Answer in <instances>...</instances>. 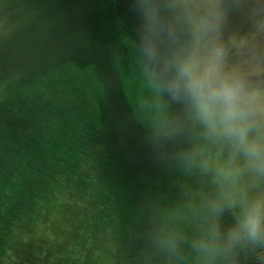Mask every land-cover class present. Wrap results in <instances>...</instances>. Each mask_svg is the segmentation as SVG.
I'll list each match as a JSON object with an SVG mask.
<instances>
[{
    "label": "trees",
    "instance_id": "trees-1",
    "mask_svg": "<svg viewBox=\"0 0 264 264\" xmlns=\"http://www.w3.org/2000/svg\"><path fill=\"white\" fill-rule=\"evenodd\" d=\"M141 2L22 0L59 44L31 40L32 55L5 77L0 94V264L52 260L43 243L15 238L20 224L49 212L57 192H70L84 208L91 242L49 264H264V250L246 241L229 248L220 240L208 252L193 247L213 224L223 237L242 207H229L208 174L197 190L205 135L183 103L162 91L165 120L154 126L135 106L121 56L136 50L155 85L153 73L159 77L165 61L183 54L193 34L172 0H150L163 26L160 59L150 62L141 51ZM216 201L224 206L219 215Z\"/></svg>",
    "mask_w": 264,
    "mask_h": 264
},
{
    "label": "rangeland",
    "instance_id": "rangeland-1",
    "mask_svg": "<svg viewBox=\"0 0 264 264\" xmlns=\"http://www.w3.org/2000/svg\"><path fill=\"white\" fill-rule=\"evenodd\" d=\"M172 2L180 10L185 24L193 30V34L188 37L187 43L185 42L183 54L192 47L197 25L207 22L212 26V30L201 34V53L206 51L209 42L221 45L225 53L226 69L236 72L246 82L250 91L259 93L253 105L257 127L250 135L264 143V0ZM16 3L19 7L15 9ZM28 8L26 3L23 5L22 0H10L7 6L0 5V94L3 85L7 83L5 77H9V81L16 76L13 73L22 67L20 60L24 55H32V48L35 46H31V40L33 44H59L57 38L50 41L51 36L38 27L37 15L27 14ZM33 31H37L36 34H33ZM135 54L138 57L121 56V69L130 72V75L126 73L125 82L131 95L135 97L133 100L136 108L145 121L153 126L160 125L165 120L164 108H160L165 96L152 83L143 58L136 50ZM11 57L14 58L13 61L10 60ZM157 108L161 109V113L155 110ZM201 141L197 147L200 153L198 191L203 190L201 177L204 173L209 175L213 190L222 192L225 198L227 196L228 202L231 199L232 203L243 207L246 200L264 199V175L250 172L245 166L242 154L234 153L227 142H218L206 136H203ZM236 169L239 170L238 174L235 173ZM220 170H224V173L231 170L234 174H222ZM70 194L57 192L52 196L49 212L41 210V213L20 224L19 230L17 229L19 236L15 241L25 238L30 243L41 242L50 248L41 247L42 252L53 250L52 260L47 259L46 264L52 263L57 256L65 259L84 253L86 246L90 248L91 240L88 235L91 234L88 232L89 225L84 208L77 203V198ZM260 247L264 250V246Z\"/></svg>",
    "mask_w": 264,
    "mask_h": 264
},
{
    "label": "clouds",
    "instance_id": "clouds-1",
    "mask_svg": "<svg viewBox=\"0 0 264 264\" xmlns=\"http://www.w3.org/2000/svg\"><path fill=\"white\" fill-rule=\"evenodd\" d=\"M140 8L146 24L141 36V51L150 62H158L157 41L163 31L157 10L150 0H142ZM207 22L197 25L190 50L176 55L163 64L160 76L153 73L155 85L166 92L174 101L183 103L191 118L204 129V135L218 142H227L234 153L242 154L246 168L264 175V143L250 134L257 127L253 105L259 93L250 91L246 82L234 71L226 69L225 53L221 45L209 42L201 53V34L211 31ZM222 174L233 175L229 170ZM238 169L235 173L238 174ZM229 207H233L231 201ZM212 212L219 215L224 211L221 201L211 204ZM223 240L230 248L246 241L253 246H264V199L246 200L235 223L223 237L217 224L209 228L206 239L196 240L193 247L208 252ZM173 249L175 245H172Z\"/></svg>",
    "mask_w": 264,
    "mask_h": 264
}]
</instances>
